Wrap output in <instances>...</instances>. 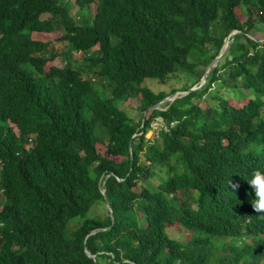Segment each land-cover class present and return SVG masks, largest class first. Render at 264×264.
Instances as JSON below:
<instances>
[{"label":"trees","instance_id":"16d2710c","mask_svg":"<svg viewBox=\"0 0 264 264\" xmlns=\"http://www.w3.org/2000/svg\"><path fill=\"white\" fill-rule=\"evenodd\" d=\"M260 27L264 0H0V264H264ZM233 31L202 89L144 115L178 92L146 81L189 90ZM217 84L237 97L202 106Z\"/></svg>","mask_w":264,"mask_h":264},{"label":"rangeland","instance_id":"374dc122","mask_svg":"<svg viewBox=\"0 0 264 264\" xmlns=\"http://www.w3.org/2000/svg\"><path fill=\"white\" fill-rule=\"evenodd\" d=\"M243 11H244V8L237 10L236 13L239 15ZM258 33H261L259 35L260 38H264V29L263 28L260 27ZM48 37H49V39H53L55 36L54 35H48ZM75 58L77 60L81 61V55L80 54H76ZM201 70H203V68L199 69L198 71H201ZM227 72H228V70H226L225 72L222 73V76L224 79L227 78ZM196 77H197V75H194V76L190 75L189 76V74L186 71L179 69L178 72L173 77H171L168 80V82L164 85L158 83L157 81H153V80L146 81V83H144V84L147 87H149L152 91H154L155 93H159L162 91L166 92V93H170L172 89H177L178 91H183V89L186 85L191 84L196 80ZM229 83L232 84L233 82L229 81ZM199 84H200V82L198 84H195V85H199ZM237 84L239 85L240 82H237ZM106 90H108V89H106ZM235 91L236 90H233L231 88L230 84H228L227 86L226 85L219 86L218 84L214 85L212 87V90H210V92L203 97L201 105L202 106H206L209 104L216 105L218 103V101L215 99L216 95H220V96H223L226 98L237 97V93ZM164 106H166V104L163 105L162 109L165 108ZM119 107L121 109L125 110L131 118H135V119L139 118L140 112H139V110H137L138 105L135 102H133V101L128 102V103L127 102H120ZM153 136H154L153 132L146 134L147 139H152ZM158 183H159L158 178H152L149 180V183L146 186L147 187L148 186L155 187L158 185ZM97 214H99L101 216H103L105 214V208H104L103 204L98 205V206L93 208L91 216H94ZM168 233L171 237L176 238V239L183 241V242L187 241L189 239V236H190L189 232L182 230L180 228L168 230Z\"/></svg>","mask_w":264,"mask_h":264},{"label":"water","instance_id":"95a60500","mask_svg":"<svg viewBox=\"0 0 264 264\" xmlns=\"http://www.w3.org/2000/svg\"><path fill=\"white\" fill-rule=\"evenodd\" d=\"M238 33H240V31H233L224 41V45L219 53V55L208 65V67L206 68L205 70V73L200 81V84L199 85H195L193 86L192 88H190L189 90L187 91H178L176 93H173L169 96H167L166 98H164L161 102H159L158 104L154 105V106H151L150 108L147 109V111H145L144 115L147 114V112H150V111H154V110H164L162 109L163 105L165 104H171L173 101H175L176 99L178 98H181L183 96H186L188 95L189 93L193 92V91H197V90H200L203 88V86L206 84L207 82V78L209 76V74L217 67L218 63L226 56V54L228 53L229 49H230V46L233 42V39L235 37V35H237ZM250 38H252L253 40H256L255 37L249 35ZM261 43L264 42V41H260ZM144 121H145V117L143 119V124H142V128L144 126ZM130 151H131V145H130ZM106 183V180L104 181V184ZM102 194L104 195V199L106 201V207L110 213V216L111 218L113 219V211H112V207L109 203V200L106 196V190L104 189L102 191ZM100 229L94 231L92 234L96 233V232H99ZM88 256L91 257V258H94L95 256L89 254L87 252Z\"/></svg>","mask_w":264,"mask_h":264},{"label":"clouds","instance_id":"9594fccd","mask_svg":"<svg viewBox=\"0 0 264 264\" xmlns=\"http://www.w3.org/2000/svg\"><path fill=\"white\" fill-rule=\"evenodd\" d=\"M247 184L250 186L251 194L254 196L251 201L252 207L256 212H264V171L254 170L250 178L247 179Z\"/></svg>","mask_w":264,"mask_h":264},{"label":"built area","instance_id":"2783aa9c","mask_svg":"<svg viewBox=\"0 0 264 264\" xmlns=\"http://www.w3.org/2000/svg\"><path fill=\"white\" fill-rule=\"evenodd\" d=\"M174 123L171 124V126ZM169 126L160 118H156L154 120L151 121L150 125H149V131L155 133L161 132V131H168Z\"/></svg>","mask_w":264,"mask_h":264}]
</instances>
